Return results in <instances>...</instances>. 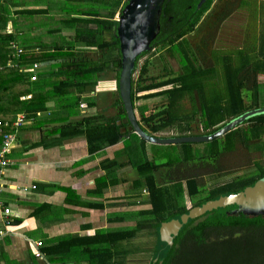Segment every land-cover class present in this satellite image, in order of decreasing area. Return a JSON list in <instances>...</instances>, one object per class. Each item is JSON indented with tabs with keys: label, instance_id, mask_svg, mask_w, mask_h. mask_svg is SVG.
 Returning a JSON list of instances; mask_svg holds the SVG:
<instances>
[{
	"label": "crops",
	"instance_id": "1",
	"mask_svg": "<svg viewBox=\"0 0 264 264\" xmlns=\"http://www.w3.org/2000/svg\"><path fill=\"white\" fill-rule=\"evenodd\" d=\"M214 2L201 18L212 8ZM232 2H238L243 8L246 19H248L246 12L248 10L251 19L249 21L254 23V28L259 29L257 38L254 35L253 41L255 42L251 50L244 46L231 50L233 53L241 52L245 56H249L253 65L254 62L261 61L256 53L260 45L261 28L264 27V0H232L224 5V9H227L226 6ZM38 4L48 5L49 0H30L21 7L12 4L10 0H0V35L12 34L14 41L9 44V49L13 51L10 52L11 57L36 54L35 49H39L38 55L41 56L52 52L51 44H31L35 33L32 32L34 27L31 28L28 20L24 21L23 26L20 25V17L29 19L32 16L47 13V8H39ZM226 9L225 12L222 11L220 21L215 23L216 29L223 20L230 18L227 17ZM217 14L221 15V11ZM201 18L198 23L201 22ZM24 30L28 32L27 36H29H26V44L17 41V38L24 36ZM60 31L62 32V30ZM48 33L52 34V30ZM211 33L209 37L213 35ZM202 42L206 44L205 41L202 40ZM42 46H45L43 50ZM74 47L79 49L76 44ZM211 51L208 53L209 66L217 71L218 66L215 60L210 57ZM85 57L90 62L100 60V54L95 58ZM225 57H219L216 60L223 66ZM227 57H230L232 63L236 62V56L227 55ZM197 60V66L199 65L203 69L209 67L200 64V60L205 61L203 52L200 59ZM9 62L7 61V64ZM73 62H78V59ZM56 63L58 62H35L30 66H24V68L27 73L31 74V77L37 73L38 79L39 75H45L49 71L48 68ZM9 65L11 68L17 67L18 62L11 61ZM33 65H39L37 72L32 70ZM0 67H2L1 64ZM45 68L48 70L43 71ZM108 73L109 76L105 81L115 84L114 87L117 88L119 79L117 71L111 69ZM253 79L256 85H261L264 83V73L253 75L249 80L247 88L244 89L249 94V98L256 89ZM96 80L97 82L101 81L99 74ZM207 81L208 79L205 82ZM94 86L86 87L83 92L71 90L67 99L62 102L60 98L53 97V86L50 83L39 89L31 87L30 94L27 95L30 98L24 99L31 100V96L40 98L43 94L45 100L38 99L35 106H41L43 103L44 109L36 112L32 118L20 126V129H15L17 132L16 141L8 155L9 165L0 175L2 186L0 191V264H88L89 252L86 255L85 251H88L90 240L96 235L134 230H136L135 236L118 244L119 252H116L119 259L123 264H130L133 259L137 261L131 264L140 262L151 264L155 258V250L164 248L160 244L163 242L160 241L159 234L161 224L176 220L162 222L158 228L159 223L150 215L153 208L152 203L156 205L160 197L162 206L166 204L167 207H172L171 209L175 211L183 208L187 213L193 207L202 205L199 201H195V197L198 195L197 186L202 184L205 171L213 172V170L210 164L197 165L198 160L201 161L203 157H196L194 154L190 158L183 156L182 147L185 144L189 145L194 152L192 143L178 144L180 147L173 151L169 150L168 145L149 143L136 134L137 137H134L127 118L125 119L122 115L118 96L108 105L107 110H102L100 102L104 101L108 94L100 96L101 94L98 93L101 91L93 90ZM222 86L225 88L223 95H214L212 92L203 91V102H201L196 95L189 94L184 96L174 107L173 111L178 106L182 110L185 105L188 106L186 108H189L192 103L198 105L202 117L200 121L197 120L196 124L188 125V118L184 117L180 121V116L173 113L174 120L172 121L170 120L173 118L169 119L168 117L162 118L161 123L159 118L155 119L158 121L157 126H161V128L158 131H150V128L144 123L143 117L147 118L153 113L164 110V96L135 100L133 107L136 119L146 134L156 138L210 135L212 129L222 127L227 123L220 122L211 129H205V108L217 106V99L222 100L225 104L228 99L225 77ZM41 89L42 91H37ZM111 90L113 89L105 91ZM12 91L15 90L12 89ZM12 91L6 93H12ZM37 92L41 95H36ZM154 92L160 91L140 92L136 94V98ZM3 93L0 92V96L4 102H8V99L4 98L6 94L3 95ZM222 97L223 99H221ZM79 98H89L93 105L89 106L86 101L81 100L77 106ZM247 99L245 97V102ZM81 105H85V109H82ZM140 109L144 110L143 114ZM112 111H115L116 114L113 115ZM87 118H91L89 124L91 123L93 127L96 126L94 122L97 121L98 124L102 122L103 124L98 126L107 132V138H111L114 127L119 136L115 140V133V137L110 142L101 141L104 136H99L91 140L90 144L87 133L83 130L82 134L67 136L60 140L59 128L61 126L72 124L84 127L87 125L85 121ZM192 121L194 120L192 119ZM151 126L155 127L156 125L151 123ZM193 128L199 129L198 132H193ZM235 151L236 146L234 151H223L216 158H213L212 154L209 156L215 160L217 166L219 161H228L226 155L230 153L239 157V153ZM254 163L256 164V162ZM225 164L223 163V165ZM162 189H166L165 195L163 191L161 192ZM4 208H9L8 214L4 213ZM38 243L41 245L38 246ZM47 248L52 249L48 255L44 252ZM54 250L60 257L62 256L64 262L57 261V255L53 253ZM38 252L41 256H36Z\"/></svg>",
	"mask_w": 264,
	"mask_h": 264
},
{
	"label": "trees",
	"instance_id": "2",
	"mask_svg": "<svg viewBox=\"0 0 264 264\" xmlns=\"http://www.w3.org/2000/svg\"><path fill=\"white\" fill-rule=\"evenodd\" d=\"M198 1L165 0L162 5L164 17L162 18L161 30L154 42L150 44L151 50L161 51L167 49L172 56L176 57L181 72L174 74L171 69L166 68L165 79L148 78L146 75L149 63L145 62L139 71L137 81L132 80L131 98L133 103L141 98L165 97L164 110L153 113L147 118L143 117L144 123L150 128V131H158L161 128V126H157L158 121H155V119L159 118L161 123L164 117L173 118V109L184 96L194 94L203 102V91L213 88L211 87V81L216 75L215 69L210 66L203 69L196 65L198 56L186 39L187 35L194 32L201 16L215 0H207L200 9H197ZM127 2L128 0H116L115 9H111L109 12L103 10V14L86 13L81 14L80 17L70 16L61 19L62 27L73 31L74 35L70 40L75 42L79 48L78 50L76 47L70 45L63 47V45L54 42L51 47L52 52L46 56L30 54L11 57L10 52L12 50L9 49V44L14 41L13 36L7 33L0 35V64L2 65L0 67V92H4L3 95L6 94L4 98L8 99V102H4L0 96V120L6 124L3 128L4 133H15L16 135L15 129H20L22 124L18 126L13 124L19 115L23 119L22 123H24L32 118L36 112L44 109L43 103L41 106H35L38 99L45 100L43 94L40 98L31 96V100H22L24 96L30 94L31 87L39 89L41 86L46 85L43 82L45 75H39L37 79V73L32 75L36 77V80L31 82V74L27 73L24 66H30L35 62H58L53 65L54 68L49 75L53 86V97L60 98L62 102L67 99L69 91L78 90L83 92L86 87L96 85L98 74L108 73L109 70L115 69L117 77H119L121 54L119 40L116 36L118 22L115 20V15L117 12L120 13ZM37 12H40V10H37ZM221 16L218 17L221 19ZM219 18L216 21L219 22ZM261 29L260 45L256 53L261 61H256L252 65L250 57L241 52L236 55L235 63L231 62L230 57L226 56L224 58L225 65L222 66V72L228 90V99L223 107L214 105L205 108V129H211L220 122L226 123L247 111L262 107L260 103L262 96L258 89L260 85H256L254 79L253 84H255L256 89L250 97V103L245 102L243 95V91L247 88L252 76L264 73V27ZM56 30L58 29H54V31ZM107 34L109 38L106 37ZM202 46L205 47V43L202 42ZM44 48L45 46H42V50ZM98 51H100L98 62H90L86 57L83 58V56H86L85 54L97 53ZM147 54L148 52H145L137 57L133 73L137 70L136 63L138 60ZM76 59H78V62H73ZM67 60L68 62H65ZM7 61L18 62V66L11 68L10 62L7 64ZM207 79L208 81L205 83ZM167 86H170V88L136 98L137 93L157 90ZM12 89L15 91H12ZM8 91H12V93L7 94ZM37 91H42V89ZM36 95L41 94L37 92ZM81 100L86 101L89 106L93 105L89 98H79L76 103L77 106ZM118 100L122 115L126 119L119 94ZM140 111L143 114L144 110L140 109ZM217 115H219V118H216ZM90 119H85L87 124L84 126L85 128L72 124L61 126L59 128L60 140L67 136L82 134L85 130L89 143L99 136H104L101 141H112L116 133L115 127L111 132V138H107V132L98 126L103 123L98 124L96 121L94 122L96 126L93 127L91 123L89 124ZM172 120L174 118L170 121ZM151 123L156 126H151ZM220 128H214L211 132L213 133ZM118 136L119 134L116 133L115 140ZM133 136L137 137L135 134ZM223 139L226 143V146L223 147L224 152L234 151L236 144H240L243 149L250 152V146H254L258 139L263 141L262 145H264V114L245 120L241 126L225 134ZM182 154L184 157L190 158L194 152L189 145L185 144L182 147ZM256 167L258 174L243 188L230 191L229 194L239 193L245 187L252 186L256 181L262 179L264 177V167L262 165ZM162 191L165 195L166 189H162ZM179 193H181V190H179ZM152 207L150 215L159 223L158 228L162 222H168L172 219L178 220L181 215L187 214V211L183 208L175 211L171 209L172 207H167L166 204L162 206L160 197L156 205L152 203ZM235 209V205H230L206 212L199 218L188 219L181 226L178 234L172 238L171 246L163 242L160 243L166 248L163 246L164 248L155 250L157 260L152 261L151 264H159L160 261V264H264V216L250 217L241 213L233 214L232 211ZM135 233L136 230L96 235L95 238L90 240L88 251H85L86 255L89 252L88 264H123L116 252L119 250L118 244L123 240H130L135 236ZM51 251L50 248L44 250L46 255ZM53 253L57 255V261L64 262L62 256L60 257L55 250Z\"/></svg>",
	"mask_w": 264,
	"mask_h": 264
},
{
	"label": "rangeland",
	"instance_id": "3",
	"mask_svg": "<svg viewBox=\"0 0 264 264\" xmlns=\"http://www.w3.org/2000/svg\"><path fill=\"white\" fill-rule=\"evenodd\" d=\"M12 4L21 7L25 6L30 0H10ZM232 0H215L212 8L201 18V22L198 23L194 32L186 36V39L189 41L192 49L195 50L197 54V58L200 59L202 52L205 56V61L200 60V64H204V66L210 65V60L208 58V53H210V57L215 60L218 68L215 75V80H212V86L214 87L210 90H205L207 92H212L214 95H223L225 93V88L222 86L224 83V73L222 72V64L219 63L216 59L223 56H236L238 52L233 53L231 50H235L238 47H243L251 50L254 45V35L258 36L259 29L254 28V23L249 21V11L247 10L248 19L245 18V12H243V8L238 4V2L230 3L226 9V14L228 18L227 20H223L221 24H219L218 29L215 27V23H217L216 19L218 17V12H225L224 5L228 4ZM116 0H49V4H38L39 8H47L46 14H38L30 17L29 19L26 17H20V25L23 26L27 20L30 23L31 28L34 27L32 32L35 33L34 39L32 38L31 44L35 43L38 45L41 44H51L52 47L55 43L59 45L73 46L75 45L74 41L70 39L74 35L71 30L64 29L62 27L61 19L68 18L70 16L80 17L81 14H103V10L109 12L111 9H115ZM22 16V15H21ZM119 16V12L115 15V20H117ZM222 18V16H221ZM220 19V18H219ZM251 20V19H250ZM25 21V22H24ZM19 26V25H18ZM54 29H58L57 32H53ZM52 30V34L48 33ZM62 30V32L60 31ZM64 30V31H63ZM59 31V32H58ZM212 31V33H211ZM213 34L209 37V34ZM28 32L24 30V36L17 38L20 43H27L26 36ZM29 37V36H27ZM106 37L109 38L108 34ZM31 40V38H30ZM202 40L206 42L205 47L203 49ZM36 54L39 53V49L34 50ZM100 54V51L97 52ZM95 52H90L85 54L87 57L95 58L98 54ZM115 54V52H114ZM85 58V56H83ZM145 62L149 63L147 68L148 78H157L162 79L166 76V68L171 69L174 74H178L181 72L180 65L176 57L172 56L167 49L158 51L151 50L147 55L141 57L137 62V70L133 73V81H137L139 76V71ZM54 68L51 65L45 73V77L43 82L45 84L51 83L50 75L52 69ZM165 68V70H164ZM48 69H43L46 71ZM38 71V70H37ZM42 71V70H41ZM109 73L101 74V81L97 82V85L93 87L95 91H101L98 94L100 96L107 95L104 101H101L100 109L107 110L108 105H110L114 100L117 99L119 92L117 93V88H115V84L109 83L107 80ZM105 81V82H104ZM150 82V81H149ZM206 83V82H205ZM170 88V86L157 89L155 91H161L163 89ZM106 89H113L111 91H105ZM104 90V91H103ZM259 91L261 94L260 103L261 106L264 107V83H262L259 87ZM244 95L247 99L246 102L250 103L251 99L249 98V94L244 91ZM99 96V97H100ZM223 99V97L221 98ZM217 106H224L225 103L222 100L217 99ZM187 105L182 108L179 106L174 110V114L180 116V121L185 117L188 118L187 124H196L197 120L200 121L202 117V112L200 111V107L198 105L192 103L189 108ZM186 108V109H184ZM223 112V111H222ZM113 115L116 114L115 111L111 112ZM216 118H219L217 115ZM192 119L194 121H192ZM199 129L193 128V132H198ZM263 141L258 139V142L254 144V146H250L249 151H245V149L240 146V144H236V153L238 155L229 154L228 161H219L214 162L213 158H216L221 155L223 152V147L226 146L225 140L223 136L213 139L208 142L203 143H192V147L194 150V155L196 157H203L201 161L198 160L197 165L207 164L212 166L213 172L205 171V176L203 177V181L201 182L202 186L198 187V195L195 197V201H199V203L211 200H216L221 197H226L230 191H235L243 188L251 179H253L258 174L257 165H264V149H263ZM170 147L169 150H177L180 145H168ZM259 147V148H258ZM259 150V151H257ZM138 154V152H136ZM213 155L212 157L209 155ZM218 154V155H217ZM198 155V156H197ZM217 155V156H215ZM215 156V157H214ZM256 162V164L254 163ZM223 163H226L223 165ZM229 164V166H227ZM239 164V165H238ZM231 165V166H230ZM246 188V187H245ZM212 190V191H211ZM229 194V195H227ZM219 197V198H218ZM206 201V202H207ZM203 205V204H202ZM161 241V239H160ZM147 246L148 244L145 243ZM163 245V244H161ZM164 246V245H163ZM166 248V246H164ZM153 254V253H152ZM155 255V253H154ZM158 256V255H156ZM157 258L152 261L155 262ZM137 260H132L131 263H135ZM151 261V262H152ZM161 262V261H160ZM159 262V264H160ZM130 263V262H128ZM130 263V264H131ZM138 264H144L142 262Z\"/></svg>",
	"mask_w": 264,
	"mask_h": 264
},
{
	"label": "water",
	"instance_id": "4",
	"mask_svg": "<svg viewBox=\"0 0 264 264\" xmlns=\"http://www.w3.org/2000/svg\"><path fill=\"white\" fill-rule=\"evenodd\" d=\"M163 2L164 0H128L116 20L118 22L116 36L119 40V51L121 54L117 89L132 132L149 143L162 145L208 142L236 129L245 120L264 114V108L247 111L229 120L212 134L199 137L163 139L152 137L142 130L136 119L131 98L132 77L137 57L142 53L151 51L150 44L159 34V17ZM204 2L205 0H200L197 8H200ZM230 205L236 206V209L232 211L233 214L241 213L250 217L264 216V177L237 194H231L208 201L201 206L193 207L187 214L180 217V221L172 220L168 223H162L159 230L160 239L171 245V236H176L178 230L188 219L199 218L206 212Z\"/></svg>",
	"mask_w": 264,
	"mask_h": 264
},
{
	"label": "built area",
	"instance_id": "5",
	"mask_svg": "<svg viewBox=\"0 0 264 264\" xmlns=\"http://www.w3.org/2000/svg\"><path fill=\"white\" fill-rule=\"evenodd\" d=\"M39 69V65H33L32 70L37 72ZM31 81H35L36 77L32 76L30 78ZM30 96L24 97L23 99H28ZM82 109H85V105L80 106ZM23 119L21 116L18 117V119L14 122V126H18L23 124ZM6 124H4L0 120V175L3 173V171L8 167L9 165V160H8V155L11 152V149L13 148V145L16 141V135L15 133L13 134H6L3 131V128H5ZM1 184H0V191H1ZM34 187V186H33ZM4 213L8 214L9 213V208H4ZM41 245V243H38V246ZM36 256H39V254H36Z\"/></svg>",
	"mask_w": 264,
	"mask_h": 264
},
{
	"label": "flooded vegetation",
	"instance_id": "6",
	"mask_svg": "<svg viewBox=\"0 0 264 264\" xmlns=\"http://www.w3.org/2000/svg\"><path fill=\"white\" fill-rule=\"evenodd\" d=\"M165 1V0H164ZM164 3V2H163ZM163 5V4H162ZM164 16H163V14H162V10H161V14H160V17H159V23H160V30H161V27H162V24H163V22H162V18H163ZM168 20H170L169 18H168ZM165 25V24H164ZM160 32V31H159ZM155 40V39H154ZM154 40H153V42H154ZM152 42V43H153ZM156 43V42H155ZM245 189V188H244ZM243 189V190H244ZM233 194H237V193H233Z\"/></svg>",
	"mask_w": 264,
	"mask_h": 264
},
{
	"label": "bare ground",
	"instance_id": "7",
	"mask_svg": "<svg viewBox=\"0 0 264 264\" xmlns=\"http://www.w3.org/2000/svg\"><path fill=\"white\" fill-rule=\"evenodd\" d=\"M137 64V63H136ZM180 230V229H179ZM179 230H178V232H179ZM178 234V233H177ZM172 238H173V236H171V242H172ZM168 244V243H167ZM169 245V244H168ZM171 245H172V243H171ZM170 245V246H171ZM37 254H39V256H41V254H40V252H38Z\"/></svg>",
	"mask_w": 264,
	"mask_h": 264
}]
</instances>
